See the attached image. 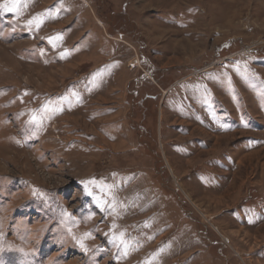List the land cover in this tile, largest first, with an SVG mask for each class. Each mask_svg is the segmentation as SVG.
<instances>
[{"label": "rangeland", "instance_id": "obj_1", "mask_svg": "<svg viewBox=\"0 0 264 264\" xmlns=\"http://www.w3.org/2000/svg\"><path fill=\"white\" fill-rule=\"evenodd\" d=\"M0 264H264V0H0Z\"/></svg>", "mask_w": 264, "mask_h": 264}, {"label": "snow or ice", "instance_id": "obj_2", "mask_svg": "<svg viewBox=\"0 0 264 264\" xmlns=\"http://www.w3.org/2000/svg\"><path fill=\"white\" fill-rule=\"evenodd\" d=\"M9 10H11V9H9Z\"/></svg>", "mask_w": 264, "mask_h": 264}]
</instances>
